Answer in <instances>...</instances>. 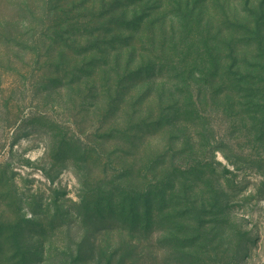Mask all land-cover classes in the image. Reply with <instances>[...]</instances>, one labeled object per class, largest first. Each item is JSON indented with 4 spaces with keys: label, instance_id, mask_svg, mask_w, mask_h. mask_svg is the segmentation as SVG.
Wrapping results in <instances>:
<instances>
[{
    "label": "rangeland",
    "instance_id": "374dc122",
    "mask_svg": "<svg viewBox=\"0 0 264 264\" xmlns=\"http://www.w3.org/2000/svg\"><path fill=\"white\" fill-rule=\"evenodd\" d=\"M0 264H264V0H0Z\"/></svg>",
    "mask_w": 264,
    "mask_h": 264
}]
</instances>
